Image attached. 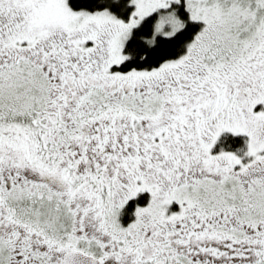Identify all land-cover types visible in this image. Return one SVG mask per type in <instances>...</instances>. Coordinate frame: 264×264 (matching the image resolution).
<instances>
[{
  "label": "flooded vegetation",
  "instance_id": "1",
  "mask_svg": "<svg viewBox=\"0 0 264 264\" xmlns=\"http://www.w3.org/2000/svg\"><path fill=\"white\" fill-rule=\"evenodd\" d=\"M260 13L264 20V5ZM254 40L249 60L228 65L236 71L220 80L222 87L216 73L224 66L217 60L225 62L230 52L215 56L208 50L204 64L185 59L178 71L153 76L151 84L142 81L147 73L112 66L81 72L78 60L67 64V71H61L62 61L46 72L37 64L45 119L36 128L30 116L14 122L0 114V264H63L71 252L98 264H264V208L254 202L264 201V134L252 139L241 129L247 139L238 155L220 145L227 131L201 129V120L214 108L226 117H243L248 125L264 124V22ZM17 47L27 55L32 51L25 43ZM199 49L193 57H199ZM57 52L51 55L71 54ZM232 52L238 59L249 53ZM207 57L215 60L208 63ZM213 63L217 70L209 68ZM149 150L161 155L151 162L171 165L191 155V171L203 182L219 186L220 178L230 177L214 193L237 200V209H219L216 200L204 197L210 192L204 185L192 207L205 213L202 224L174 225L170 211L160 212L151 202L154 187L143 174ZM250 165L263 173L249 175ZM137 170L134 186L123 188L124 195L116 193V177ZM250 180L255 183L247 187ZM177 181L171 191L190 182ZM139 184L146 190L137 191ZM170 189L165 197L172 196ZM112 190L119 197H112ZM144 193L147 203L137 204L134 212L127 207Z\"/></svg>",
  "mask_w": 264,
  "mask_h": 264
},
{
  "label": "rangeland",
  "instance_id": "2",
  "mask_svg": "<svg viewBox=\"0 0 264 264\" xmlns=\"http://www.w3.org/2000/svg\"><path fill=\"white\" fill-rule=\"evenodd\" d=\"M179 1L130 0L133 7L132 13L124 21L113 16L107 10L94 12L73 11L67 6L66 0H0V64L28 54V51L18 49V43H25L27 47L30 46L39 52L59 45L62 40L72 37L74 48L80 52L96 47L98 42L100 56L98 64L104 67L118 66L126 58L123 53V46L133 28L137 27L149 14L165 9L172 3H178ZM183 2L188 13V19L202 24L201 30L196 34L193 42L187 46V59L198 64H204L203 56L208 50L214 51L215 56H218L222 52L227 53L245 49L250 51L256 47V44L248 37L252 34L257 35L259 29V25L253 27L252 17L257 19L259 14L255 13L257 10L254 9L252 4L255 2L263 6L264 0H183ZM181 26V22L165 14L159 17L156 23V32L169 36L177 32ZM230 26L234 28L242 27L244 33L240 34V32L233 30ZM62 37L67 38L62 39ZM70 40L67 42H70ZM231 45L232 49L230 48ZM198 48H200L199 57L195 58L193 56ZM253 51H250L241 59H238L239 57L235 56L233 52L229 53L230 58L225 62L218 58L217 66L219 65L218 67L220 68L224 67L216 73V84L222 87V84L219 83L220 80L225 82L226 78L236 71L235 68H230L229 71L228 65L232 67L243 59L245 61L249 60L251 57L249 55ZM207 59H210L208 63H212L215 57H207ZM231 59H234V61L229 63ZM214 64L209 66L211 70L218 69H216ZM74 66L75 64L73 68ZM177 66L168 62L162 67H164L163 69L169 67L172 70L176 69ZM85 68L86 65L81 62L79 70L82 71ZM44 69H46V64ZM194 69L195 65L193 64L192 67L189 66L188 71L194 73ZM128 72L140 73L144 71L131 70ZM0 78L4 84H8L5 81V72L0 73ZM150 81L151 79L146 80V82ZM0 114H3V112H0ZM242 118L236 115L226 117V114L220 109L214 108L210 115L205 116L201 120L203 125L201 129L204 131L208 128L215 134L224 131L239 134L241 129H247L252 139L264 134V124L262 122L253 120V125H248L244 123ZM227 124L233 126L231 127ZM147 153L152 156L147 158L148 161L143 166V174L147 178L148 186L154 187V191H156V188L160 189L159 193L154 191L149 193L151 202H155L160 212L169 210L174 225L180 223L181 227L185 228L183 225L190 227L191 225L202 224L205 213L192 208L195 207L192 204L195 202L194 197H199L197 193L201 186L208 185V190L210 191L204 197L210 198L212 196L215 200L219 199L220 202H223L220 196L214 194L216 189L222 184V178L219 179V186L209 180H205V183L201 179L194 181L189 173L191 169L190 162L194 158L191 155L183 154L184 159L179 164L171 165L163 161L151 162L154 156L161 157V155L156 154L153 150L146 151L145 154ZM134 173L140 176V171L137 170L129 175L116 177V193L122 192L121 195H124L126 190L123 192V188L134 186L133 183L136 178ZM180 177L191 182L182 186L181 189H179V186L178 190L176 189L177 191H171L170 186ZM227 181L230 183L231 179H227ZM145 186L144 184H139L136 190L145 191ZM168 189H170L169 193L173 192V194L165 197L164 194L168 192ZM114 191H111L112 197H119ZM169 203L171 205L168 209L167 204ZM226 204L228 210L234 211L230 202H226ZM256 205L262 209L264 208V201H257Z\"/></svg>",
  "mask_w": 264,
  "mask_h": 264
},
{
  "label": "trees",
  "instance_id": "3",
  "mask_svg": "<svg viewBox=\"0 0 264 264\" xmlns=\"http://www.w3.org/2000/svg\"><path fill=\"white\" fill-rule=\"evenodd\" d=\"M66 3L67 6L73 11L94 12L107 10L113 16L124 21L129 18L133 9L130 0H66ZM252 5L254 9L257 10V12L255 13L259 14L257 19L252 17V23L254 24L253 27L257 25L261 27L264 22L260 13L262 10V6L256 4L255 2ZM165 14H167L172 19L178 20L182 24L181 28L177 30V32H175L173 35L166 36L156 32V23L159 17L164 16ZM201 27L202 24L200 22L191 21L188 19V13L185 9L183 0H180L178 3H172L165 9H161L149 14L141 21V23L137 27L133 28L123 46V53L126 56L125 60L118 66H111L120 72H128L131 70L144 71L143 73H147V78L143 80V83L151 84L150 82H153V76L157 77L160 74L170 75L172 73L171 71L173 69L170 70L171 68L169 67L163 69L164 67L162 66L164 64L168 62L174 63V66L183 64V61H185V59H187L188 57L187 46L188 44H191L193 42L194 37L201 30ZM231 28L235 31L240 32V34L244 33V31H242V27ZM248 37H250L251 41L256 44L254 40L257 37L256 34L249 35ZM64 38L67 37H62V39ZM69 38L67 40H62L61 44L45 51L42 50L37 52L32 48V51L29 52V55H25L24 57L21 56L20 58L17 57L14 60L0 64V70L3 67L5 68V81L8 83L4 84L0 78V112H3L6 118H10L11 121L14 120L13 118H15V120L18 118V121L20 122L21 120H23V117L27 116L29 119L30 116L33 122L32 125H34L36 128L39 120L42 118L45 119L46 110H44L42 106H40L39 100V93L41 92L43 75L40 74L38 68L36 67L37 64H39L43 71L46 72V70L49 71L55 68L54 62L56 60L62 61L64 63V66L60 69L61 71H67V64L71 63L74 60H78V63L81 64V62H83L86 65V68L82 69L81 72H87L92 67H96L97 69L100 68L99 70L102 71V68H104V66L98 64L100 60L98 42L96 47L91 48L90 52L86 53V50L82 52L77 51L73 45V38ZM68 40H70V42H67ZM64 47H67L68 51L65 50ZM73 48L74 51H72ZM230 48L232 49V45L230 46ZM255 48L251 49L250 51H253ZM55 52H57V54L70 52L71 54L69 57H67L68 55H51ZM85 53L87 54V56H83ZM45 64L46 69H44ZM26 69L28 70L27 73ZM161 69L163 70L158 72L159 74H156V71H159ZM77 70H79V68ZM148 79H151V81L146 82V80ZM32 125L31 130H35L36 128H33ZM12 127L15 130L18 129L16 125ZM10 130H12V128ZM234 134L235 135L227 132L224 133L219 142L223 149L237 152L238 155H240L243 152L244 143L247 138L244 136L245 134L241 132L239 134L234 132ZM256 138L257 137H254L253 139ZM191 170L192 169L189 170V173L190 176L193 177L192 179H200L199 173L195 170ZM256 171L259 173H263L259 169V166L250 165L246 170L249 175H252V173H257ZM244 177L246 178L245 174ZM227 179L231 178H222L223 186L229 183ZM251 181L252 180H250L249 182ZM180 182L181 181H176L174 182V184H179ZM253 183L255 182H251L250 185H247V187H251ZM179 189H181V187ZM148 197L149 195L147 193H144L140 195L138 199L130 200L127 204V207L133 209L134 212L137 204L144 205L145 203H147ZM210 198L215 200V198L212 196ZM232 198L233 197L231 196L229 199L232 200ZM221 199L223 202H220L219 199L216 200V206L219 207V209H223V211L228 210V208H226V202L228 201H225V199L223 198ZM257 201H260V199L254 200L255 203ZM236 203L237 200H233L230 202V205H232V210H234L235 208L237 209ZM192 206L197 205L196 203H193ZM198 210L201 212L203 211L202 209ZM126 218H128V216H126Z\"/></svg>",
  "mask_w": 264,
  "mask_h": 264
},
{
  "label": "water",
  "instance_id": "4",
  "mask_svg": "<svg viewBox=\"0 0 264 264\" xmlns=\"http://www.w3.org/2000/svg\"><path fill=\"white\" fill-rule=\"evenodd\" d=\"M63 264H98L91 256L77 252H71L65 255Z\"/></svg>",
  "mask_w": 264,
  "mask_h": 264
},
{
  "label": "bare ground",
  "instance_id": "5",
  "mask_svg": "<svg viewBox=\"0 0 264 264\" xmlns=\"http://www.w3.org/2000/svg\"><path fill=\"white\" fill-rule=\"evenodd\" d=\"M200 119V118H199Z\"/></svg>",
  "mask_w": 264,
  "mask_h": 264
}]
</instances>
